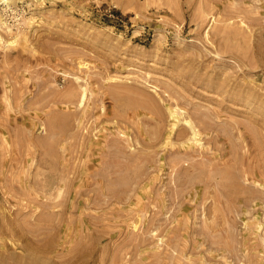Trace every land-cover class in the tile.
Instances as JSON below:
<instances>
[{"label": "rangeland", "instance_id": "1", "mask_svg": "<svg viewBox=\"0 0 264 264\" xmlns=\"http://www.w3.org/2000/svg\"><path fill=\"white\" fill-rule=\"evenodd\" d=\"M4 2L0 264H264V0Z\"/></svg>", "mask_w": 264, "mask_h": 264}, {"label": "bare ground", "instance_id": "2", "mask_svg": "<svg viewBox=\"0 0 264 264\" xmlns=\"http://www.w3.org/2000/svg\"><path fill=\"white\" fill-rule=\"evenodd\" d=\"M84 89V88H83ZM172 117L174 118V124L178 123L181 118L177 117V114L171 113ZM186 118V117H185ZM187 123V131H184L185 133L189 134L190 139H194L198 135L197 127L193 124V122L188 118L184 120V123ZM180 123V122H179ZM185 130V129H184ZM184 135V134H183ZM198 139V138H197ZM190 141V140H189ZM155 207V206H154Z\"/></svg>", "mask_w": 264, "mask_h": 264}, {"label": "built area", "instance_id": "3", "mask_svg": "<svg viewBox=\"0 0 264 264\" xmlns=\"http://www.w3.org/2000/svg\"><path fill=\"white\" fill-rule=\"evenodd\" d=\"M5 2L4 3H6L7 4V1L9 2V0H4Z\"/></svg>", "mask_w": 264, "mask_h": 264}]
</instances>
